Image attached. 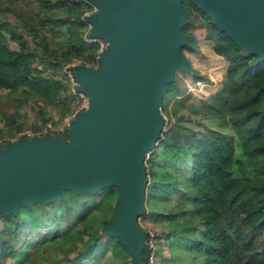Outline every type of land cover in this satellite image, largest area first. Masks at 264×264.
I'll list each match as a JSON object with an SVG mask.
<instances>
[{
  "label": "trees",
  "instance_id": "16d2710c",
  "mask_svg": "<svg viewBox=\"0 0 264 264\" xmlns=\"http://www.w3.org/2000/svg\"><path fill=\"white\" fill-rule=\"evenodd\" d=\"M31 1L37 4L38 10L22 14L13 7L16 0L3 6L0 0V13L6 12L18 19L13 24L0 23V122L11 125L12 134L22 131L24 120L16 122V118L24 114L21 109L28 103L33 104L31 108L42 103L50 106L60 118L72 113L73 93L67 81L47 72L62 70L70 61L91 67L98 62L99 43H87L83 39L87 24L82 16L91 4L82 7L83 2L79 0L76 2L79 10L63 16L54 9L70 0ZM182 8L186 42L180 47L181 56L184 57V49L200 48L195 33L188 31L200 19L209 26L206 38L214 42L213 51L230 63L224 86L209 102H204L208 110L204 108L200 114L227 121L236 134L242 156L235 158L237 144L228 134L199 122L190 127L182 122L185 117L180 114L182 108L172 112L170 123L165 120L154 146L162 144L164 150L156 153L154 149L145 158V196L149 210L145 206L141 217L149 220L154 231L151 230L153 246H150L148 230L151 228H145L142 264H147L153 249L156 264H177V250L195 252L194 259L198 262V257H202L203 264H264V61H258L256 54L245 53L192 0H182ZM3 29L9 31L17 48L4 41ZM66 32L69 33L64 37ZM56 36H63V40H57ZM184 59L193 80L202 79L189 60ZM41 119L43 123L53 120L47 110L41 112ZM58 134L67 143L71 130L67 128ZM188 159L190 180L180 187L179 170L174 166ZM249 167L253 174L248 173ZM185 171L188 174L186 168ZM181 188L186 190L189 199L178 200L164 211L152 206V200L169 202L174 191ZM118 195V187L112 185L94 194L64 189L59 200L28 205L32 206L31 216L23 210L24 205L16 213L1 211L0 264H14L20 255L28 261L38 251L28 240L30 230L54 225L60 220L68 228L62 238L56 237L51 247L64 252L69 264H85L105 248L113 258L121 260L118 264H134L127 245L120 237L106 232ZM102 205L109 216L100 226L90 212ZM43 215L45 222L41 220Z\"/></svg>",
  "mask_w": 264,
  "mask_h": 264
},
{
  "label": "water",
  "instance_id": "95a60500",
  "mask_svg": "<svg viewBox=\"0 0 264 264\" xmlns=\"http://www.w3.org/2000/svg\"><path fill=\"white\" fill-rule=\"evenodd\" d=\"M90 35L105 40L99 65H75L88 107L71 122L67 143L46 134L0 145V212L59 200L64 189L95 192L115 185L119 195L106 232L142 264L147 170L145 158L163 130L161 102L186 42L182 0H89ZM248 52L264 61V0H192Z\"/></svg>",
  "mask_w": 264,
  "mask_h": 264
},
{
  "label": "rangeland",
  "instance_id": "374dc122",
  "mask_svg": "<svg viewBox=\"0 0 264 264\" xmlns=\"http://www.w3.org/2000/svg\"><path fill=\"white\" fill-rule=\"evenodd\" d=\"M9 1L13 2V0H2L1 5L3 6L4 4H8ZM77 1L79 0H70L67 4H61L60 6L55 7L54 10L56 13L62 14L63 16L65 15L69 16L73 10H79V6L76 4ZM82 2H83L82 7L83 6L85 7L87 3H85L84 0H82ZM13 7L17 8V10H19L22 14H32L33 12L38 10L37 4L31 0H16V3L13 4ZM90 10H93V6H90V8L86 11H90ZM5 21L6 22L8 21L9 23L13 24L17 22L18 19L12 14H7L6 12H2L0 13V23ZM208 30H209V26L207 24H202V21L200 19H197L196 23L192 25L191 28H188V31L195 33L200 48L197 49L196 47H193V49L190 50L184 49L182 51V55L189 60L192 68L197 71V73L199 74V76H201L202 79H199L198 81H194L192 77L193 75L192 73L188 71L176 70L174 73V79L171 82H167L166 84V89L164 91L163 99L161 102V111L165 117L167 124L170 123L172 112L174 113L178 112L182 108L180 114L183 113L185 115L182 122L185 123L186 125L190 127H194L196 126V123L199 122V123H203L206 126H209L211 128L217 129L221 132L228 134L234 139V141L237 144V152L235 153V158H239L240 156H242L240 145L236 137V134L234 133V130H232L229 123L227 121L217 119L212 116H207L206 114H202V115L200 114V110L205 108L206 103L204 104V102H209L211 96H214L216 94V91L220 90L224 86L225 74L227 72L228 65L230 64L229 61L222 54H218L213 51L212 47L214 42L211 39L206 38L207 36L206 34ZM2 33H3L4 41L10 47L17 48V42L10 38L9 31L3 29ZM68 33L69 32H66L64 37H66ZM56 37L58 38L57 40H63L62 39L63 36H56ZM241 48L243 50L245 49V53L248 52L246 47L241 46ZM60 69L59 71L56 72H47V73L53 74L58 78H64L63 75L61 74L62 70ZM2 92L3 94H5V91ZM82 102L83 101L80 96L73 94L71 108L74 109L72 113L63 116L62 118L55 115L54 110L50 108V106L46 107L42 103L41 105L36 106L35 108H31L30 106L33 104L28 103L21 109V113L24 112V114L18 116L16 118V122L24 120V124L22 126L23 129L21 128L22 130L26 128H37L36 126L43 124V120L41 119V112L47 110L52 116L53 120L57 121L56 124L53 123L56 127L65 126V129L67 128L70 129L71 122L78 116V114L75 116H72V114L74 113L75 109L82 106ZM84 109L85 108H82L79 111V113L84 111ZM204 110H208V108L206 107ZM8 111H11V109L8 108ZM53 120L49 119L48 121L52 122ZM11 128H12L11 125H6V122L5 121L3 122L1 120L0 122L1 146H5L8 142H10L9 140H14L16 136L21 132V131H17L14 134H12ZM165 129H167V126ZM48 134L55 135L56 133L51 132ZM57 136L61 138V135L58 134ZM163 150L164 147L162 144L157 145L156 148H153L147 153V157L150 156L152 151L156 153H161ZM189 164H190V160L188 159L185 160L183 163L174 166L176 170H179L178 184L180 187L184 184H187L190 180L191 175H190ZM180 168L183 169L185 173L181 171ZM185 168L187 169L188 174L186 173ZM235 172L238 173V170L236 168H235ZM248 173L253 174L250 167L248 168ZM108 187L109 186H103L102 188H100L98 191L95 192H99L100 190L101 191L106 190ZM89 193L94 194V192H89ZM184 199H189V196L187 195L186 190L181 188L174 191L171 198L169 199V202L166 201L162 203L158 200H152V206L156 209H160L161 211H164L166 209L169 210V208L172 205H174L178 200L180 201ZM34 203L39 204L42 202L36 201ZM144 204L145 206H147L148 209L149 204L147 203V196H145ZM25 209L28 212H30L29 215L31 216L32 206L24 205L23 210ZM90 215L93 217V220L100 226H103L105 220H107L109 216L107 211L106 212L104 211L103 205L101 207L92 209ZM41 220L42 222H45L44 215L41 217ZM139 222L144 228H148V229L151 228V223L147 218L140 217ZM2 228H3V220L2 218H0V230ZM67 228H68L67 224L64 221L60 220L56 222L54 225H47V226L31 229L28 236V240L35 246V248H38V251H43L45 253L39 254L37 251V253L28 261H25L24 255H20L17 259V262H15L14 264H69L68 260L65 259L66 255L64 252L60 251L58 248L51 247L53 242H55L56 237L62 238L64 236ZM150 230L153 229L151 228ZM23 234L24 232H22V236L20 238L23 237ZM69 243L70 242L67 241L65 244L68 245ZM257 246L258 247L260 246L259 242H257ZM252 248L253 246L249 247V249ZM69 250L70 248L67 250V253ZM164 251L165 253H167L166 243H165ZM239 253H241V250H239ZM96 255L97 256L95 259H93L92 261H88L85 264H118L121 262V260L113 258L107 248L103 249L101 252L97 251ZM41 256H44L46 258L41 259ZM192 256L194 257V255ZM198 258L200 260L198 262H197L198 259H194V260L189 259V260H185L184 263L203 264L202 257H198ZM9 264H12V262H10ZM167 264H171V262Z\"/></svg>",
  "mask_w": 264,
  "mask_h": 264
},
{
  "label": "built area",
  "instance_id": "2783aa9c",
  "mask_svg": "<svg viewBox=\"0 0 264 264\" xmlns=\"http://www.w3.org/2000/svg\"><path fill=\"white\" fill-rule=\"evenodd\" d=\"M85 3L91 4V6H93V10L90 11H85L82 18L85 20L86 22V29L85 32L83 34V39L85 42L90 43V42H97L99 43V52H98V62L96 64L95 67H97L99 65V58H100V54L103 50V48L106 46V42L103 38L101 37H94L90 35V31L92 29V24L88 21H86L85 17L88 14H91L93 12H95L97 10L96 6L94 4H92L89 0H84ZM78 64V62H70L64 65L63 68V77L64 79L67 81V84L69 85L72 93L74 95H78L81 97L82 99V106L78 107L77 109H75L74 113L72 114V116H75L77 114H79V111L82 108H85L87 106V104L89 103V97L81 92L80 90H78V86H79V81L77 79L76 76V70H75V65ZM162 112V111H161ZM165 118V117H164ZM65 129V126L62 127H56L53 122L51 121H47L43 124H40L37 128H26L24 130H22L14 140H16L17 138L21 137V136H25L27 138H31V137H35V136H43L46 135L48 133H58L59 131H63ZM1 142V140H0ZM150 231V237L148 238L149 240V244L150 246H153V232L151 230ZM145 240V239H144ZM155 250H151L148 256V260H147V264H156L155 262Z\"/></svg>",
  "mask_w": 264,
  "mask_h": 264
},
{
  "label": "crops",
  "instance_id": "0c3cea01",
  "mask_svg": "<svg viewBox=\"0 0 264 264\" xmlns=\"http://www.w3.org/2000/svg\"><path fill=\"white\" fill-rule=\"evenodd\" d=\"M194 254L195 252L192 251L177 250V264L184 263L185 260H189V259L194 260V257L192 256Z\"/></svg>",
  "mask_w": 264,
  "mask_h": 264
}]
</instances>
